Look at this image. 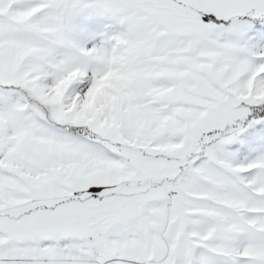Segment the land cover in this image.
Wrapping results in <instances>:
<instances>
[{
	"label": "snow or ice",
	"instance_id": "1",
	"mask_svg": "<svg viewBox=\"0 0 264 264\" xmlns=\"http://www.w3.org/2000/svg\"><path fill=\"white\" fill-rule=\"evenodd\" d=\"M0 264H264V0H0Z\"/></svg>",
	"mask_w": 264,
	"mask_h": 264
}]
</instances>
